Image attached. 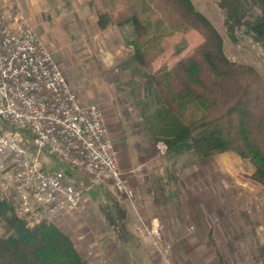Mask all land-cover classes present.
Wrapping results in <instances>:
<instances>
[{
    "label": "rangeland",
    "instance_id": "obj_1",
    "mask_svg": "<svg viewBox=\"0 0 264 264\" xmlns=\"http://www.w3.org/2000/svg\"><path fill=\"white\" fill-rule=\"evenodd\" d=\"M10 2L8 11L0 0L8 21L11 14L21 12L15 0ZM191 2L221 35L226 57L252 67L264 80V47L244 36L243 28L236 29L235 40L230 36L219 0ZM47 3L53 6V17H45L48 12L40 6L36 25L19 24L32 28L48 47L83 104L99 106L105 119L121 105L117 117L124 144L111 141L112 145L120 168L122 161L141 164L137 186L123 176L134 192L132 199L122 202L123 197L110 195L90 181L79 211L48 222L71 239L87 264H264V188L251 178V162L233 152L204 159L188 153L167 154V148L161 153L158 144H165L180 119L157 106L159 97L146 69L133 59L132 27L101 28L94 23L91 16L97 18L100 0ZM56 5L61 10L56 11ZM201 40L195 31L165 37L154 66H172ZM132 154L135 161L127 160ZM40 160L45 169L71 173L83 187L82 173L45 152ZM154 179L164 187L160 199L166 203L161 206L154 203Z\"/></svg>",
    "mask_w": 264,
    "mask_h": 264
},
{
    "label": "trees",
    "instance_id": "obj_2",
    "mask_svg": "<svg viewBox=\"0 0 264 264\" xmlns=\"http://www.w3.org/2000/svg\"><path fill=\"white\" fill-rule=\"evenodd\" d=\"M95 8L101 28L130 25L133 59L147 71L159 101L180 124L166 140L167 154L198 159L233 152L248 160L251 178L264 188V80L250 66L229 60L223 40L191 0H100ZM225 28L235 40L243 28L264 47V0H219ZM254 9L258 10L254 14ZM197 32L202 40L172 66L154 63L160 44L174 33ZM72 176L71 173L67 172ZM154 203L161 206L164 187L153 180ZM125 216L123 222H126ZM0 264H87L71 239L57 226H30L15 213L12 199H0ZM123 241V240H122Z\"/></svg>",
    "mask_w": 264,
    "mask_h": 264
},
{
    "label": "built area",
    "instance_id": "obj_3",
    "mask_svg": "<svg viewBox=\"0 0 264 264\" xmlns=\"http://www.w3.org/2000/svg\"><path fill=\"white\" fill-rule=\"evenodd\" d=\"M158 149L164 153L165 144ZM44 152L133 198L102 110L80 101L48 47L29 26H12L0 3V199H12L30 226L84 203V188L67 171L41 165Z\"/></svg>",
    "mask_w": 264,
    "mask_h": 264
},
{
    "label": "crops",
    "instance_id": "obj_4",
    "mask_svg": "<svg viewBox=\"0 0 264 264\" xmlns=\"http://www.w3.org/2000/svg\"><path fill=\"white\" fill-rule=\"evenodd\" d=\"M55 1H56V3H58L59 0H55ZM67 1L72 3V1H74V0H67ZM3 2L5 3L8 11H10V5H11L10 0H3ZM85 2H86V0H85ZM15 3L17 5V9H19L21 12L17 13L16 15L11 14V12H10L11 16L9 18V23L12 26L19 25V23L21 21H24L26 23L28 22L30 24L33 23V25H36L34 22H35V19L37 18L38 11H41L39 8L40 6L41 7L43 6L44 9H46V11L48 12L45 15V17H48V18L50 16L53 17V14H54V10L52 9L53 6L48 7L47 0H15ZM39 3H40V5H39ZM61 5L64 6V3H61ZM55 9H56V11L61 10L59 5H56ZM85 9H86L85 7H82L81 11L85 12L86 11ZM87 9L90 10L89 7ZM81 17H83V14H81ZM91 18H93L94 23H98L97 18L92 17V16H91ZM120 106L121 105L119 104L120 110H115V114L106 115V119H105V122H106V125L108 128V132L110 134L111 141H113L115 145H119V143L124 144V142H123L124 139H123V135H122V131H121V125L119 124L120 123L119 118L117 117V116H119V114H121V107ZM127 157H128L127 160H131V161H135V159H136L134 154H132V156L127 155ZM140 168H141V164L135 165V163H134L132 166H130L128 164L123 163V161H122L121 170H122L123 176L125 177L126 181L128 183H130L132 186L133 185L137 186L141 180V176H139V169ZM81 177L83 179V181H81V183L83 184L82 188L88 189L90 187V185H89L90 180L83 174ZM96 185H98L100 188L105 189L110 195L112 194L114 196L122 198L120 195H117V194L111 192L110 189L108 188V186L103 185V184H96ZM124 200L125 199L123 198V200H121V201L123 202ZM126 213H127V211H126ZM240 221H241V223H243L242 219H240Z\"/></svg>",
    "mask_w": 264,
    "mask_h": 264
}]
</instances>
